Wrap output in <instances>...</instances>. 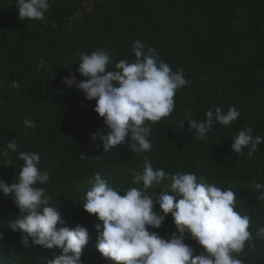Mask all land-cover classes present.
I'll list each match as a JSON object with an SVG mask.
<instances>
[{"label":"trees","instance_id":"16d2710c","mask_svg":"<svg viewBox=\"0 0 264 264\" xmlns=\"http://www.w3.org/2000/svg\"><path fill=\"white\" fill-rule=\"evenodd\" d=\"M46 18L47 24L20 20L16 0H0V150L12 139L18 144L17 152H9L11 164L0 157V178L8 184L18 180L20 151L40 155L39 168L50 179L37 187L46 189L64 220L57 228L80 224L89 230L82 264H112L96 248L97 217L82 207L87 179L100 173L117 190L142 188L128 170L142 171L145 158L166 173L194 172L231 188L235 210L250 219L249 231L254 235L264 227V201L249 188L264 183V142L252 157L248 147L242 155L231 149L232 138L248 126L253 136L264 137V0H55ZM135 40L154 47L173 71L183 69L190 83L176 91L174 111L152 125L150 151L131 153L121 144L105 153L92 139V133L107 131L95 100L62 78L75 73L83 79L76 72L81 52L110 50L109 70L121 59L134 61ZM230 105L239 118L214 125L207 140L197 139L185 121H202L209 108L226 112ZM25 119L36 127H27ZM154 211L162 214L158 204ZM18 215L12 196L0 192V264H47L60 254L59 248L23 245L21 233L10 228ZM149 231L169 238L175 231L171 214ZM185 242L194 254L202 250L195 240ZM239 258L264 264V241H247Z\"/></svg>","mask_w":264,"mask_h":264},{"label":"clouds","instance_id":"9594fccd","mask_svg":"<svg viewBox=\"0 0 264 264\" xmlns=\"http://www.w3.org/2000/svg\"><path fill=\"white\" fill-rule=\"evenodd\" d=\"M53 3L55 0H16L18 19L47 24L46 14ZM132 51L134 61L121 59L112 70L108 67L114 63L110 50L81 52L76 72L83 79L77 80L75 73L62 78L69 88L82 90L86 100H95L94 111L103 118L107 131L92 133V139L102 143L105 153L121 144L131 153L150 151L152 125L174 111L176 91L190 83L183 69L173 71L154 47L135 40ZM44 65L41 58L39 66ZM239 116L240 111L230 105L226 112L221 107L214 111L209 108L202 121L190 117L185 121L197 139L207 140L214 125L229 126ZM185 121H181L182 126ZM23 123L36 127L31 119ZM252 132L251 126L240 130L231 140L232 151L242 155L248 147L247 155L252 157L264 142V137ZM17 150L15 139L0 150V157L7 158L5 165L11 164L9 152ZM18 159L23 161L18 180L8 184L0 178V192L11 195L19 209L10 228L21 233V243L26 247L59 248L60 254L47 264H82L89 230L80 224L57 228L64 220L57 207L49 204L51 196L46 189L37 187L50 179L49 172L39 168L40 155L20 151ZM128 171L132 183L142 184V188L120 191L95 173L87 179L90 187L81 197L83 209L99 221L94 225L96 248L112 264H243L239 257L245 243L264 241V227L253 235L249 217L235 210L236 193L231 188L222 189L194 172L166 173L163 168H154L147 158L142 171ZM249 188L257 193V200L264 201V183L252 182ZM156 190H160L158 195ZM157 204L162 214L154 211ZM169 213L175 225L169 238L149 231L160 228ZM186 238L201 246L199 254H194Z\"/></svg>","mask_w":264,"mask_h":264}]
</instances>
